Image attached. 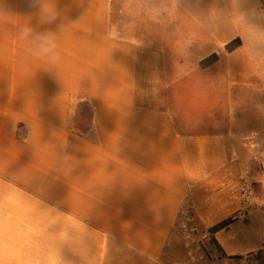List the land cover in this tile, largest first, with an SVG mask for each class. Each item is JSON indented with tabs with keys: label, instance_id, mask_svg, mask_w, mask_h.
Listing matches in <instances>:
<instances>
[{
	"label": "crops",
	"instance_id": "obj_1",
	"mask_svg": "<svg viewBox=\"0 0 264 264\" xmlns=\"http://www.w3.org/2000/svg\"><path fill=\"white\" fill-rule=\"evenodd\" d=\"M263 25L264 0H0V264H183L187 202L264 250L227 246L264 216Z\"/></svg>",
	"mask_w": 264,
	"mask_h": 264
},
{
	"label": "rangeland",
	"instance_id": "obj_2",
	"mask_svg": "<svg viewBox=\"0 0 264 264\" xmlns=\"http://www.w3.org/2000/svg\"><path fill=\"white\" fill-rule=\"evenodd\" d=\"M236 40L237 39L234 41ZM248 102L250 103L251 101ZM254 103L258 105V110H262L263 123L260 128L264 131V93L263 97L258 98ZM247 108L250 109L249 106H247ZM260 152H262L263 155L261 156V167L258 172H262L264 177V148H262ZM257 173H254V175ZM256 176H258V174ZM248 189L251 194L249 197L251 199L253 198L254 203V199H259L263 193L261 190H264V178L254 181L249 180ZM251 199H249V202H251ZM262 222L264 223V216H262L261 213L254 212L252 219L254 227L251 228L250 233L251 236L257 239L243 238V241L241 240L242 242L238 240L234 243H228L227 246L232 247L233 250H238L240 252L244 251V253L259 247V244L264 242L262 241L261 235L259 236L258 234L257 236L258 226L260 228ZM212 238L213 236L209 232V229L201 224L192 206L187 202L184 210L183 224L179 222V226L174 230V237L171 244V255L174 258L173 260L182 262L183 264H264V250H257L253 253L244 254L241 260L221 257L218 249L213 244Z\"/></svg>",
	"mask_w": 264,
	"mask_h": 264
},
{
	"label": "trees",
	"instance_id": "obj_3",
	"mask_svg": "<svg viewBox=\"0 0 264 264\" xmlns=\"http://www.w3.org/2000/svg\"><path fill=\"white\" fill-rule=\"evenodd\" d=\"M241 44V41L239 39H237L236 41H233L232 43L228 44L226 46V50L228 52H232L233 50H235L239 45ZM218 59V56L216 54H213L212 56H210L209 58L205 59L204 61L201 62V66L202 67H207L211 64H213L216 60ZM234 222V219L229 218L223 222H221L220 224L209 228V232L211 233V235L213 236L212 241L213 244L216 246V248L218 249L221 257H226L229 259H234V260H241L243 258V256L240 255H235V256H229L227 255V253L223 250V248L220 246V244L218 243V241L215 239L214 235L222 230L223 228H226L227 226H229L231 223Z\"/></svg>",
	"mask_w": 264,
	"mask_h": 264
},
{
	"label": "clouds",
	"instance_id": "obj_4",
	"mask_svg": "<svg viewBox=\"0 0 264 264\" xmlns=\"http://www.w3.org/2000/svg\"><path fill=\"white\" fill-rule=\"evenodd\" d=\"M54 17H55V11L49 13L48 16L46 17V19L50 21V20L54 19ZM30 31H31L30 28H24V29H22V32L25 35H28L30 33ZM45 43H46V46L43 47L44 48V51L51 52L55 48V43L52 42L50 39L46 40Z\"/></svg>",
	"mask_w": 264,
	"mask_h": 264
}]
</instances>
